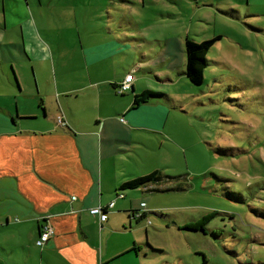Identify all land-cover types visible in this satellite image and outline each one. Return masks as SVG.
<instances>
[{"label":"rangeland","instance_id":"rangeland-1","mask_svg":"<svg viewBox=\"0 0 264 264\" xmlns=\"http://www.w3.org/2000/svg\"><path fill=\"white\" fill-rule=\"evenodd\" d=\"M1 1L0 118L8 125L45 124L57 100L98 103L109 78L125 72L162 94L151 99L161 103L160 128L134 132L138 166L127 160L140 176L159 170L171 179L122 192L146 214L130 229L143 264H264V0H5L3 11ZM217 36L194 86L184 74L185 39ZM23 38L31 61L16 46ZM57 90L66 94L57 99ZM136 199L146 207L135 208Z\"/></svg>","mask_w":264,"mask_h":264},{"label":"crops","instance_id":"crops-1","mask_svg":"<svg viewBox=\"0 0 264 264\" xmlns=\"http://www.w3.org/2000/svg\"><path fill=\"white\" fill-rule=\"evenodd\" d=\"M14 4L20 7L21 0ZM1 5L3 11L5 0ZM23 43L16 46L31 61L30 53L35 50L26 49L24 38ZM108 58L91 56L85 62L95 65ZM128 74L133 75L125 72L119 79L109 78V93L98 103L71 105L57 100L58 113L52 112L45 124L13 127L1 116L0 232L5 239L0 241V264H143L142 243L130 229L146 214L132 209L127 197L133 194H123L119 188L140 177L128 169L127 157L137 164L134 154L142 142L134 132L159 129L163 112L161 103L151 101L155 96L133 106L134 96L148 90L135 83L134 75L131 91L118 96L117 85ZM94 83L88 82L89 89ZM56 92L57 99L66 94ZM24 116L36 119L31 117L35 115ZM59 116L65 127L57 123ZM137 201L135 208L140 209L144 202ZM111 202L114 206L107 209L102 224L88 213L90 208L107 207ZM44 224L53 228L54 235L38 247L36 240ZM7 239H12V245Z\"/></svg>","mask_w":264,"mask_h":264},{"label":"trees","instance_id":"trees-1","mask_svg":"<svg viewBox=\"0 0 264 264\" xmlns=\"http://www.w3.org/2000/svg\"><path fill=\"white\" fill-rule=\"evenodd\" d=\"M218 40H220V36L202 41L200 43H197L189 38L185 39L184 51H185L186 61H185L184 74L192 85L199 86L203 83L204 70L208 66L207 54L211 49V47L214 45V43ZM156 95H161V94H155L149 90H145L139 95L134 96L133 106L137 107L145 103L151 97ZM167 179H171V177L165 176L162 174L161 171L156 170L148 175L136 177L128 182L123 183L120 186L119 190L148 188L151 185H158ZM148 190L157 191L158 189H148ZM194 229L203 231V227L201 225L194 227Z\"/></svg>","mask_w":264,"mask_h":264},{"label":"built area","instance_id":"built-area-1","mask_svg":"<svg viewBox=\"0 0 264 264\" xmlns=\"http://www.w3.org/2000/svg\"><path fill=\"white\" fill-rule=\"evenodd\" d=\"M132 81H133V75L128 74L124 78V80L120 84L117 85L116 93L118 95L128 93L131 90ZM56 121L60 126H62V127L66 126V123L63 121L62 117H60V116L57 117ZM72 199H75V197H72ZM113 206H114L113 202L109 203L107 205V207L96 206V207L90 208L88 210V213L94 217H97L99 224H102L107 219V209H111V208H113ZM144 206H145V204L142 203L140 205V208H143ZM134 216L139 218L141 216V214L136 212ZM53 235H54V230L51 226H49L48 224L42 225L40 228V231H39V236L36 240V245L38 247H43Z\"/></svg>","mask_w":264,"mask_h":264}]
</instances>
